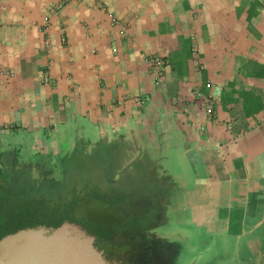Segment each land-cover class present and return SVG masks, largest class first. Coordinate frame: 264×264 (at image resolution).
Here are the masks:
<instances>
[{
	"label": "crops",
	"instance_id": "0c3cea01",
	"mask_svg": "<svg viewBox=\"0 0 264 264\" xmlns=\"http://www.w3.org/2000/svg\"><path fill=\"white\" fill-rule=\"evenodd\" d=\"M147 118L185 222L264 260V0H0L1 126L46 144Z\"/></svg>",
	"mask_w": 264,
	"mask_h": 264
},
{
	"label": "flooded vegetation",
	"instance_id": "af4514ba",
	"mask_svg": "<svg viewBox=\"0 0 264 264\" xmlns=\"http://www.w3.org/2000/svg\"><path fill=\"white\" fill-rule=\"evenodd\" d=\"M167 65V58L150 60V69L158 77ZM140 103L144 101L140 100ZM207 113L210 116L213 114L210 105ZM150 120H141L135 128L119 133L115 138L95 139L81 133L76 138H60L46 144L25 138L24 134L19 136L20 130H24L21 124H0V133L10 130L12 134L0 136L2 224H14L42 207L50 216L65 219V222L81 223L90 230L96 237L97 245L104 249L113 264H174L172 245L157 237L153 231L156 221L161 219L166 210V194L169 191L175 194L177 189L175 182L163 172L164 134L156 126V121L153 119L151 124ZM103 151L115 164L110 168L113 173L108 182L117 184L123 174L134 171L136 164L150 167L151 176V170L159 166L163 172L158 177L163 193L153 195L140 192L123 196L118 193V189L90 194L81 191L58 203H55L56 198L52 201L46 195L32 193L42 186L47 191L51 188L63 189L66 165L71 160H80Z\"/></svg>",
	"mask_w": 264,
	"mask_h": 264
},
{
	"label": "rangeland",
	"instance_id": "374dc122",
	"mask_svg": "<svg viewBox=\"0 0 264 264\" xmlns=\"http://www.w3.org/2000/svg\"><path fill=\"white\" fill-rule=\"evenodd\" d=\"M106 151L102 153H95L85 156V158L72 161L66 165V176L63 189H50L47 191L43 186L32 191L41 195H46L55 203L71 198L75 194L84 191L90 194L96 191L107 192L111 189H118V193L123 196L127 193H152L160 195L159 180L163 172L159 166L154 168L152 176L149 175L150 167L142 164H136L132 173L123 174L122 179L117 184H111L109 181L112 171L110 168L114 166V162L107 155ZM142 166V167H141ZM61 174V172H60ZM176 193L172 194L170 191L166 194L167 203H164L166 210L159 221H156V228L154 231L157 237L169 241L170 244L176 246L175 257H173L174 264H249L246 261L241 262V258L233 250L234 244L229 243L230 253H227L223 242L220 240H208L207 244L203 246L201 237L196 236L198 242L194 238L195 232L192 230L191 224H187V214L182 211L181 204L174 205L173 201ZM165 196V192H164ZM177 200V197H176ZM163 202V201H162ZM98 203H96L97 205ZM165 216V217H164ZM187 217V218H186ZM158 226V227H157ZM262 261V262H261ZM264 260H255V264H264Z\"/></svg>",
	"mask_w": 264,
	"mask_h": 264
},
{
	"label": "water",
	"instance_id": "95a60500",
	"mask_svg": "<svg viewBox=\"0 0 264 264\" xmlns=\"http://www.w3.org/2000/svg\"><path fill=\"white\" fill-rule=\"evenodd\" d=\"M176 170L173 161L164 162V170L171 179V171ZM178 196L174 205L181 204V209L188 216L184 208V190H176ZM187 218V217H186ZM189 224L188 222H186ZM190 225V224H189ZM194 238L203 236L195 226ZM203 246L208 238L201 237ZM222 242V241H221ZM172 245V244H171ZM225 250L230 253L229 244L223 242ZM173 252L176 246L172 245ZM175 254V253H174ZM241 254V253H240ZM175 257V256H174ZM0 264H113L106 256L104 249L96 243V237L81 223L66 221L61 226L47 227L44 225L18 230L0 239Z\"/></svg>",
	"mask_w": 264,
	"mask_h": 264
},
{
	"label": "trees",
	"instance_id": "16d2710c",
	"mask_svg": "<svg viewBox=\"0 0 264 264\" xmlns=\"http://www.w3.org/2000/svg\"><path fill=\"white\" fill-rule=\"evenodd\" d=\"M48 214L49 213L44 211L43 208L41 207L36 212H32L25 219L14 222V224H8V225L6 223L2 224L3 220L0 219V239H2L8 234L17 232L18 230L24 228L37 227L41 225L57 228L65 222V219H59L54 215L50 216ZM89 232L91 231L89 230Z\"/></svg>",
	"mask_w": 264,
	"mask_h": 264
}]
</instances>
